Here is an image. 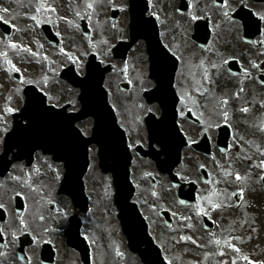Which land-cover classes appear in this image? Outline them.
<instances>
[{
    "label": "flooded vegetation",
    "instance_id": "1",
    "mask_svg": "<svg viewBox=\"0 0 264 264\" xmlns=\"http://www.w3.org/2000/svg\"><path fill=\"white\" fill-rule=\"evenodd\" d=\"M214 2L149 0L161 41L176 56L178 73L182 72L186 78L198 74L207 78L209 63L236 55H241L243 70H247L250 65L246 61L255 60L259 53L255 45L243 39L245 25L254 37L259 30L252 18L245 22L240 0H222L220 5H214ZM30 36L34 39L37 35L30 32ZM129 55L144 64L148 73L145 42L137 44ZM223 93L224 87H208L198 93L210 106L208 123L216 120L219 121L217 125H224L229 115L227 109L237 104L235 99L221 98ZM147 163L156 174L153 165ZM26 169L33 172L37 167L27 166ZM41 169L40 182L14 183L15 191L10 195L0 188V209L5 212L1 214L0 211V264H128L126 254L131 253L127 246L124 249L102 246L104 240L110 244L109 238L117 230L125 239L117 219L111 217L106 221V215L99 224L95 223L90 211L80 213L67 197L58 194L59 183L51 178L50 168L48 173L44 172V167ZM2 180L0 178V183ZM18 196L25 205L22 211L16 204ZM110 209L116 210L111 207L106 211ZM174 219L175 215L170 226H173ZM159 220L161 228L165 227L164 218L159 216Z\"/></svg>",
    "mask_w": 264,
    "mask_h": 264
},
{
    "label": "bare ground",
    "instance_id": "2",
    "mask_svg": "<svg viewBox=\"0 0 264 264\" xmlns=\"http://www.w3.org/2000/svg\"><path fill=\"white\" fill-rule=\"evenodd\" d=\"M71 5H76L78 6L77 9L78 10H82V2L77 4V3H70ZM261 91H264L263 89ZM258 134L257 133H251L250 135V139L253 141H258L257 140ZM264 142V140H261V145ZM260 163L262 167H264V151L262 153V156L260 158V160L257 162ZM252 191H254L257 196L259 197L260 200H256L258 202V204L256 203H252V205L250 204V202H246L244 203V207L245 208V213H242L243 217H244V222L249 223V219L250 217H257L259 215V219H261L264 222V200L262 197V194L264 193L263 188H261L260 184H254ZM260 209V210H258ZM258 233V237L261 239V246L264 247V228H261L260 230H257ZM263 257H264V253H262ZM262 262L264 263V260H262Z\"/></svg>",
    "mask_w": 264,
    "mask_h": 264
},
{
    "label": "rangeland",
    "instance_id": "3",
    "mask_svg": "<svg viewBox=\"0 0 264 264\" xmlns=\"http://www.w3.org/2000/svg\"><path fill=\"white\" fill-rule=\"evenodd\" d=\"M111 83H113V81H111ZM50 92L52 93V96L53 97H55V98H57L59 95H58V93H59V91H57L56 92V89H50ZM76 93L77 92H75V91H73V90H71V89H69V93L68 92H64V93H61V94H68L69 95V100L72 102V103H76ZM122 96V95H121ZM128 96V95H127ZM132 97L134 98V100H133V102L137 99L136 98V94L135 93H133L132 94ZM130 98V97H129ZM126 100H128V98H126L125 96H122L121 97V100H116V102H117V104L119 105V108H120V110L121 109H125V108H128V107H125V102H126ZM129 104H130V102H129ZM76 107V106H75ZM122 115H124V111L122 112ZM260 157V153H258V158ZM135 171H136V169H135ZM218 175V173H215V174H213V177H216ZM247 176H251V173H249L248 174V172H245L244 174H243V176H242V180H241V187L242 188H244L245 190L248 188H251V184H248V183H250V181H249V179H247ZM223 197V196H222ZM215 198H217L216 196H215ZM254 198H256V197H254ZM236 212H239L240 211V205L236 208V210H235ZM217 214H219V216H220V219L222 220V217H221V215L224 217V219H226L227 218V216H226V212H222V211H220V209H219V211L217 212ZM260 228H264V224L262 225V227H260ZM260 239V238H259ZM258 238H257V236L256 237H254V239H253V242H259L260 240H259ZM259 244H261L260 242H259Z\"/></svg>",
    "mask_w": 264,
    "mask_h": 264
},
{
    "label": "snow or ice",
    "instance_id": "4",
    "mask_svg": "<svg viewBox=\"0 0 264 264\" xmlns=\"http://www.w3.org/2000/svg\"><path fill=\"white\" fill-rule=\"evenodd\" d=\"M92 4L91 3H89L88 5H87V7L88 8H92ZM44 6L41 4V5H38V7H37V11H40L41 10V8H43ZM3 11L4 12H7V9H3ZM262 18H264V17H262ZM4 19V17L3 16H0V20H3ZM31 19H33V20H36L37 18L35 17V16H33V17H31ZM5 23H7V21H4ZM13 47H16L15 45H13ZM8 63L9 64H11V61H8ZM16 71H19V69H15ZM7 111H9V112H11V111H13V109H11V108H8L7 109ZM242 111H244V112H247L248 111V109H242ZM225 117H227V113H225ZM236 179L237 180H239V179H241V177L239 176V175H237L236 176ZM219 205H214V207H218ZM0 207H2V205H0ZM201 211H203V209H201ZM216 243L217 244H219L220 243V241H216ZM235 251H239V249H235ZM233 264H235V261H233Z\"/></svg>",
    "mask_w": 264,
    "mask_h": 264
},
{
    "label": "water",
    "instance_id": "5",
    "mask_svg": "<svg viewBox=\"0 0 264 264\" xmlns=\"http://www.w3.org/2000/svg\"><path fill=\"white\" fill-rule=\"evenodd\" d=\"M95 86V85H94ZM95 89H96V96L99 98V95H98V90H99V86H95ZM83 93H84V89H83ZM100 102H101V100H99ZM83 102V105H84V108H85V102L84 101H82ZM103 108H106V106H105V103L103 102ZM84 113L85 114H87L88 113V111L87 110H85L84 111ZM127 173V172H126Z\"/></svg>",
    "mask_w": 264,
    "mask_h": 264
}]
</instances>
